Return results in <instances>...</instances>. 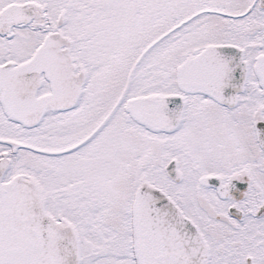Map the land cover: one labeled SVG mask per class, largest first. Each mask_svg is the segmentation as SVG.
<instances>
[{
    "label": "snow or ice",
    "instance_id": "snow-or-ice-1",
    "mask_svg": "<svg viewBox=\"0 0 264 264\" xmlns=\"http://www.w3.org/2000/svg\"><path fill=\"white\" fill-rule=\"evenodd\" d=\"M0 264H264V0H0Z\"/></svg>",
    "mask_w": 264,
    "mask_h": 264
}]
</instances>
